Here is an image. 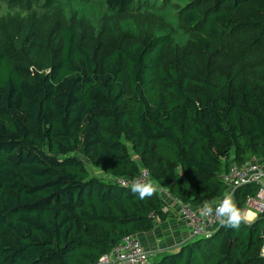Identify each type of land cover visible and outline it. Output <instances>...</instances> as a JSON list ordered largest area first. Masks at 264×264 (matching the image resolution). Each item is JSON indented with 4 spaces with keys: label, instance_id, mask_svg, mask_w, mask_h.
<instances>
[{
    "label": "trees",
    "instance_id": "16d2710c",
    "mask_svg": "<svg viewBox=\"0 0 264 264\" xmlns=\"http://www.w3.org/2000/svg\"><path fill=\"white\" fill-rule=\"evenodd\" d=\"M181 15L195 28V52L170 61L171 34L128 39L98 61L73 25L54 49L24 37L8 54L0 43V264H96L169 217L158 191L140 200L117 178L145 169L177 202L200 207L223 198L220 176L232 161L264 160V0H192ZM241 35L250 45L224 70L213 67ZM257 190L238 188L237 207ZM263 243L262 218L221 224L151 264H264Z\"/></svg>",
    "mask_w": 264,
    "mask_h": 264
},
{
    "label": "rangeland",
    "instance_id": "374dc122",
    "mask_svg": "<svg viewBox=\"0 0 264 264\" xmlns=\"http://www.w3.org/2000/svg\"><path fill=\"white\" fill-rule=\"evenodd\" d=\"M194 1L210 3L211 0ZM146 2L150 9L118 12L109 9L105 0H53L49 5H45L44 0H22L17 6L9 5L8 0H0V43L8 54L13 53L16 41L24 37H30L42 50L54 49L58 45V31L73 25L77 29L78 44L87 45L97 61L106 51L128 39L146 40L162 34L174 37V46L167 55L169 61L179 51L195 52L191 38L195 28L182 25L181 15L192 0ZM251 42V35L232 38L223 51L213 57L212 66L219 71L224 70L228 59L242 53ZM260 162L264 163V160ZM96 175L103 176L101 172ZM158 191L167 201L169 195Z\"/></svg>",
    "mask_w": 264,
    "mask_h": 264
},
{
    "label": "built area",
    "instance_id": "2783aa9c",
    "mask_svg": "<svg viewBox=\"0 0 264 264\" xmlns=\"http://www.w3.org/2000/svg\"><path fill=\"white\" fill-rule=\"evenodd\" d=\"M261 173H264V165L255 158L244 165H239L232 161L229 168L221 174L220 178L225 185L226 193H230L234 200L236 190L242 186L256 185L258 190L264 186L261 183L264 181V175H261ZM135 180L151 182L150 175L145 169L136 178H117L115 182L120 186L131 188ZM256 194L247 199L243 209L251 208L258 213L257 218L264 219V198L257 197ZM200 207L182 205V217L188 223L192 239H208L222 224L215 216L201 217L198 211ZM262 246H264V243ZM154 256L155 253L144 248L139 237L131 235L123 238L117 246L101 256L104 259L101 260L100 257L96 264H151Z\"/></svg>",
    "mask_w": 264,
    "mask_h": 264
},
{
    "label": "clouds",
    "instance_id": "9594fccd",
    "mask_svg": "<svg viewBox=\"0 0 264 264\" xmlns=\"http://www.w3.org/2000/svg\"><path fill=\"white\" fill-rule=\"evenodd\" d=\"M261 175H264V173H261ZM261 183L264 184V181ZM131 191L140 200H144L153 196L157 188L151 182L135 180L132 183ZM256 195L257 197L264 198V186L259 188ZM198 211L201 217L215 216L222 225L235 229H239L242 224L252 223L258 216V213L251 208L241 209L237 207L230 193H224L223 198L219 201H204ZM259 256L260 258H264V246L260 248ZM103 259L101 257V260Z\"/></svg>",
    "mask_w": 264,
    "mask_h": 264
},
{
    "label": "crops",
    "instance_id": "0c3cea01",
    "mask_svg": "<svg viewBox=\"0 0 264 264\" xmlns=\"http://www.w3.org/2000/svg\"><path fill=\"white\" fill-rule=\"evenodd\" d=\"M262 164L264 165V163ZM151 183L153 182L151 181ZM155 186L157 191H163L157 185ZM166 203L167 208L165 211H168L169 217L160 222L152 232L139 237L144 248L155 253V256L176 252L182 245L192 239L187 222L182 218L181 207L183 204L177 202L171 196L168 197Z\"/></svg>",
    "mask_w": 264,
    "mask_h": 264
}]
</instances>
